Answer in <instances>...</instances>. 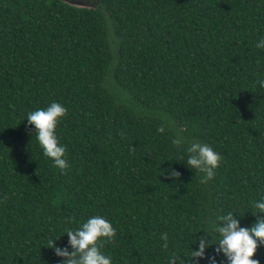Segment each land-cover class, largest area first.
Masks as SVG:
<instances>
[{
    "label": "trees",
    "instance_id": "16d2710c",
    "mask_svg": "<svg viewBox=\"0 0 264 264\" xmlns=\"http://www.w3.org/2000/svg\"><path fill=\"white\" fill-rule=\"evenodd\" d=\"M88 1L0 0V264H59L48 238L64 246L66 228L98 214L116 229L102 249L113 264L173 253L187 264L196 237L212 239L210 219L258 218L264 0ZM54 100L67 108L56 128L64 171L26 120ZM193 142L222 157L205 183L186 163ZM253 259L264 264V243Z\"/></svg>",
    "mask_w": 264,
    "mask_h": 264
},
{
    "label": "clouds",
    "instance_id": "9594fccd",
    "mask_svg": "<svg viewBox=\"0 0 264 264\" xmlns=\"http://www.w3.org/2000/svg\"><path fill=\"white\" fill-rule=\"evenodd\" d=\"M257 48H264V38L256 43ZM264 87V79L258 81ZM67 108L58 101H52L46 107H38L27 113L26 120L29 125L34 126V133L38 145L43 150V155L48 157L53 165L64 171L70 167L66 159V146L60 142L56 128L59 121L66 115ZM158 131L164 132L163 127ZM175 145H181L183 141L179 137L172 140ZM187 152V165L201 173V183L211 180L215 176V170L219 167L222 157L207 143L193 142L185 150ZM162 175L169 178H178L180 173L162 169ZM252 211L258 218L251 226H241L234 211L217 215L216 219L221 223L216 224L211 219L208 221L206 231L212 239L207 236L196 237L198 246L192 248L191 259L187 264H199V259H207L208 264H220L216 256L226 257V264H260L258 259H253L258 246L264 243V195L251 202ZM77 227H68L65 232L68 242L64 246L57 244L55 238H48V247L54 249L55 254L61 257L59 264H113L110 254L102 249L105 240L111 239L116 234L112 222L102 215L90 216L83 222H77ZM167 248V233L161 234ZM215 240V242H213ZM215 245L216 255L208 256V249ZM69 248L74 251H69ZM180 257L173 253L168 257V264H177ZM183 264V262H182Z\"/></svg>",
    "mask_w": 264,
    "mask_h": 264
},
{
    "label": "water",
    "instance_id": "95a60500",
    "mask_svg": "<svg viewBox=\"0 0 264 264\" xmlns=\"http://www.w3.org/2000/svg\"><path fill=\"white\" fill-rule=\"evenodd\" d=\"M65 1L66 3L70 4V5H73V6H76L78 8H92L90 5L89 6H83L81 4H85V2H87L88 0H63ZM81 3V4H80ZM79 4V5H77Z\"/></svg>",
    "mask_w": 264,
    "mask_h": 264
},
{
    "label": "rangeland",
    "instance_id": "374dc122",
    "mask_svg": "<svg viewBox=\"0 0 264 264\" xmlns=\"http://www.w3.org/2000/svg\"><path fill=\"white\" fill-rule=\"evenodd\" d=\"M77 5H79V4H77ZM81 5L86 6V7L90 5L91 7H94V2L93 1H87V2H85V4H81Z\"/></svg>",
    "mask_w": 264,
    "mask_h": 264
}]
</instances>
